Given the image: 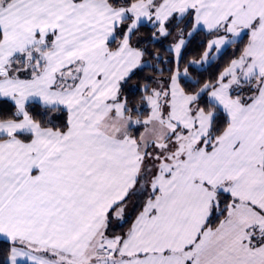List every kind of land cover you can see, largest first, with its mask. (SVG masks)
I'll use <instances>...</instances> for the list:
<instances>
[{
    "label": "snow or ice",
    "instance_id": "snow-or-ice-1",
    "mask_svg": "<svg viewBox=\"0 0 264 264\" xmlns=\"http://www.w3.org/2000/svg\"><path fill=\"white\" fill-rule=\"evenodd\" d=\"M0 264H264V0H0Z\"/></svg>",
    "mask_w": 264,
    "mask_h": 264
}]
</instances>
